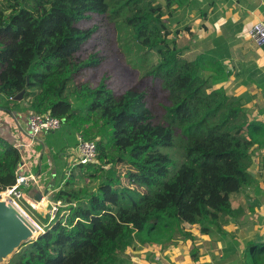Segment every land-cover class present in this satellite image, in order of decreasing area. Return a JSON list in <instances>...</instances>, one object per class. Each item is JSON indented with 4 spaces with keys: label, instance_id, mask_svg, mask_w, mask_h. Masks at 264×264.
<instances>
[{
    "label": "trees",
    "instance_id": "obj_1",
    "mask_svg": "<svg viewBox=\"0 0 264 264\" xmlns=\"http://www.w3.org/2000/svg\"><path fill=\"white\" fill-rule=\"evenodd\" d=\"M1 1L0 92L17 102L26 90L30 113H50L74 135L97 138L101 169L111 149L125 169L103 175L83 195L58 189L54 198L75 205L5 264H131L122 254L136 242L189 240L195 256L187 225L211 235L238 218L232 196L255 183L250 170L255 151L264 149V121L251 115L248 93L230 94L224 86L231 75L225 61L207 52L185 57L176 38L183 29L172 30L165 17L189 0ZM96 16L130 27L139 47L159 56L141 81L160 84L167 101L162 121L139 84L120 94L105 81L74 84L106 57L82 54L98 31ZM0 147L2 191L16 183L22 154L3 137ZM257 245L246 264L258 262L251 254Z\"/></svg>",
    "mask_w": 264,
    "mask_h": 264
},
{
    "label": "crops",
    "instance_id": "obj_2",
    "mask_svg": "<svg viewBox=\"0 0 264 264\" xmlns=\"http://www.w3.org/2000/svg\"><path fill=\"white\" fill-rule=\"evenodd\" d=\"M158 1L166 3V0ZM173 9L184 11L185 22L169 21L172 30L181 28L191 32L199 28L201 32L204 31L205 36L215 33L213 38H224L223 44L230 54L224 61L228 63L233 77L238 76L242 84L250 82L249 87L245 88L251 98L248 106L258 119L264 121V46L259 47L248 34L254 22L264 21V0H189L183 5L176 4ZM28 104L29 100L25 99V96L23 100L14 102L0 92V137L14 145L17 142L29 144L28 147L21 149L31 165V171L40 175L43 191H52L54 194L62 188L67 176L60 179V182L58 179L53 180L46 171V165L50 161L60 164L64 159L57 156V153L64 155L66 152L68 159L66 170L69 172V169L76 168L75 152L69 151L76 145L67 137L72 136V133L65 128L41 133L32 139L29 135ZM55 133L60 135L57 136ZM54 136L62 137V143L60 141L59 145L52 146L49 139ZM75 137L76 135L72 136L74 144ZM256 153L260 155L254 157L250 170L255 178L254 187L247 186L232 196L233 207L241 209L238 218L230 219L227 225L222 226V231L216 229L211 235L201 234L197 225H187L188 230L196 238L195 256L190 251L191 242L186 240L166 246L155 242L146 244L136 242L122 254L123 258L131 264L135 261L139 264H246L245 261L253 260L249 254V247L256 243L258 245L251 249V254L258 256V262L255 264H264L262 251L264 248L260 246L264 244V149L255 151ZM27 189L33 192L36 190L33 185H29ZM245 193L251 203H246L243 197Z\"/></svg>",
    "mask_w": 264,
    "mask_h": 264
},
{
    "label": "rangeland",
    "instance_id": "obj_3",
    "mask_svg": "<svg viewBox=\"0 0 264 264\" xmlns=\"http://www.w3.org/2000/svg\"><path fill=\"white\" fill-rule=\"evenodd\" d=\"M1 4L2 1L0 0V8ZM175 8L177 9L178 7ZM174 16H176V18H174ZM96 20L100 24L98 26V31L94 38L89 41L86 49L82 51V54L83 56L87 57L92 52L100 51V54L105 55L106 57L100 66L87 69L82 73V75L76 77L75 80L77 82L75 81L74 84L79 85L81 83L88 82L91 86H97L102 81H105L108 87L118 94L124 92L132 86L139 84L141 85L142 89L147 90L148 102L150 107L155 111L157 120L162 121L166 111L165 106L167 105V101L164 92L161 90L160 84L153 86V84L147 80L141 81L147 71H149L159 60V56L155 52H152V50L148 51V49L145 47L140 48L138 43L132 39V35L128 32L130 27H127L125 24L123 25L122 23V26H118L119 23L116 25L113 22L108 23L106 21V17L103 18L101 16H96ZM166 21L168 23L169 21H178L184 23L185 13L182 10L174 11V14L171 15L170 18L167 17ZM189 21L190 18H188L187 22ZM201 22H203V20ZM213 35H215V33H210L205 36L204 31L201 32L200 29L197 28L195 31L191 32L183 30L176 38L180 47L185 48V57L187 59H194L198 54L207 52L217 55L224 61L225 57H230L227 47H225L223 44L222 39L224 38H213ZM172 37H174V35H171V38ZM226 64L228 65L227 62ZM227 69L229 70V66ZM232 75L233 74L230 75L229 79L224 81V86L228 89V92L230 94H249V91L245 88L249 87L248 83L250 82H244L242 84L238 76L233 77ZM248 108L250 107L248 106ZM250 112L252 116H256L252 109ZM62 127L59 130H61ZM87 127H93V125H87ZM78 133H81L84 135V137H87L81 130ZM55 134L57 136L60 135L58 133ZM72 136L75 135L72 133ZM72 136L67 135L72 144L76 145L77 143L74 144ZM49 140L52 142V146H54L55 144L59 145L60 141L62 143L63 138L54 136ZM93 140L97 141V138H94ZM69 151L73 152V148H70ZM109 152L111 156L107 159L108 161L105 164L106 168L101 169L100 165L96 163L98 162L96 158V160L92 161L91 163L84 164L85 166H83L81 169L79 168L80 164L76 165V168L69 169V172L66 170L68 163V159L66 157L67 153L64 152V155H61L56 152L57 156L63 157L64 161L62 160L58 165L56 162L50 161L49 164L46 165V171L51 177H53V180L58 179L59 182L60 179H64L67 176L65 178V183H67L63 184L62 187L65 186V188H68L69 190H75L83 195L85 191H94L101 181V177L103 175L114 174L116 170H120L122 172L125 171L124 165L117 164L119 152L114 149H111ZM258 155H260V153H254V157ZM91 172H95L97 177H91ZM252 187H254L253 184ZM246 196L247 193H245L243 196L246 200V203H251ZM235 201L238 202L237 199ZM252 204H254V202H252ZM24 210L26 212L23 213L35 224L37 229H39L40 232L44 231L45 227L43 226L44 220L42 215H39L40 217L38 216L39 219L37 220L38 217L35 216V214L28 211L27 209ZM134 264L139 263L135 261Z\"/></svg>",
    "mask_w": 264,
    "mask_h": 264
},
{
    "label": "built area",
    "instance_id": "obj_4",
    "mask_svg": "<svg viewBox=\"0 0 264 264\" xmlns=\"http://www.w3.org/2000/svg\"><path fill=\"white\" fill-rule=\"evenodd\" d=\"M248 34L259 47H263L264 21L259 20L254 22L249 28ZM62 125V120L50 113L31 112L28 116L29 135L32 139L41 133L57 131ZM76 137L78 143L76 144V147L73 148V152H75L74 165L91 163L96 159L97 155L96 142L93 140H87L81 133H77ZM28 146L29 144H22L21 142L16 143V147L20 148L22 154V164L19 168V175L14 185L0 191V197H8L23 212H26L24 209H27L37 217L42 215L44 220L43 226L49 227L59 216L60 212L62 214L69 213V210H65V208H69L70 205H75V203H66L62 199L54 198L52 191L43 194L41 199L38 200L34 195L29 193L27 187L21 184L22 181H25L28 186H35V192L39 189L43 193V186L40 183V175L31 171V165L21 149ZM61 209H63V211H61Z\"/></svg>",
    "mask_w": 264,
    "mask_h": 264
},
{
    "label": "water",
    "instance_id": "obj_5",
    "mask_svg": "<svg viewBox=\"0 0 264 264\" xmlns=\"http://www.w3.org/2000/svg\"><path fill=\"white\" fill-rule=\"evenodd\" d=\"M29 79L27 77L28 81ZM25 91L17 94L15 100H23ZM21 184L28 187L25 181ZM47 192L48 190H44L43 193L41 190L35 193L32 190L29 191L38 200ZM40 233L17 205L8 197H0V264L7 263L23 244L38 238Z\"/></svg>",
    "mask_w": 264,
    "mask_h": 264
},
{
    "label": "bare ground",
    "instance_id": "obj_6",
    "mask_svg": "<svg viewBox=\"0 0 264 264\" xmlns=\"http://www.w3.org/2000/svg\"><path fill=\"white\" fill-rule=\"evenodd\" d=\"M24 214V213H23ZM25 215V214H24ZM26 216V215H25ZM28 218V217H27ZM29 219V218H28ZM30 220V219H29ZM31 221V220H30ZM32 222V221H31ZM33 223V222H32ZM33 225L35 226V224L33 223ZM36 227V226H35ZM37 228V227H36Z\"/></svg>",
    "mask_w": 264,
    "mask_h": 264
}]
</instances>
